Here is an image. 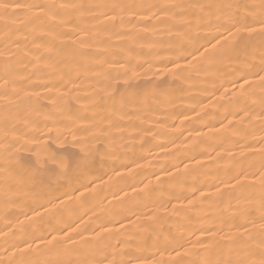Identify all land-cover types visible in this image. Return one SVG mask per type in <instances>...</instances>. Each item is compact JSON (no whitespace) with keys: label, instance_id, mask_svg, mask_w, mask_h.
<instances>
[{"label":"bare ground","instance_id":"1","mask_svg":"<svg viewBox=\"0 0 264 264\" xmlns=\"http://www.w3.org/2000/svg\"><path fill=\"white\" fill-rule=\"evenodd\" d=\"M7 2L182 4L185 10L175 19L157 13V20L141 13L131 22L125 14L123 23L118 17L114 24L111 13L99 15L103 9L65 13L63 19L72 15V22L58 23L56 32H70L78 25L88 33L83 46H78L83 55L76 58L86 69H78L66 54L70 45L62 43V37H56L57 51L51 59L46 45L22 59L25 50L42 43L34 39L36 22L29 23L22 11L0 19V253L25 235L35 245L40 242L35 237L50 240L49 232L62 236L67 225H80L87 230L65 244L83 240L87 243L77 247L98 245L109 253V259L114 254L117 260L139 264L142 260L168 261L167 250L161 255L144 242L151 245L157 237L163 241L174 235L191 249L185 256L188 264L208 256L200 249L213 241H220L225 249L236 246L240 241L231 224L245 218L259 224L264 195L259 179L264 171L259 167L264 146V89L258 76L264 75V38L258 31L237 32L224 24L220 31L227 39L217 35L221 43L213 50L204 41L216 33L219 10L188 6L231 5L227 15L241 23L247 16L250 23L249 14L259 11L261 0ZM209 11L212 24L207 23ZM75 35L83 38L84 32ZM201 44L200 52L209 49L206 57L194 51ZM225 49L231 60L223 55ZM216 52L221 53L219 59H210ZM42 54L44 58L37 59ZM55 60L64 62L54 68ZM69 67L73 83L68 88L76 91L61 99L67 91L60 86L63 80L53 91L48 89L59 80L61 71L67 79ZM242 72L247 74L240 80ZM107 75L118 87L117 100L122 94L134 95L138 103L116 111L111 100L94 103ZM5 80L15 81L7 99L2 95ZM245 80L253 86L242 90ZM5 104L11 106L6 109ZM74 136L82 141L80 145H73ZM82 147L94 149V163L82 179L69 184L62 173L69 157L75 167ZM53 154L56 160L49 158ZM53 187L67 192L60 197L64 203L58 211L38 218L30 209L41 212L39 204L50 208L43 193ZM44 255L55 258L56 252Z\"/></svg>","mask_w":264,"mask_h":264},{"label":"snow or ice","instance_id":"2","mask_svg":"<svg viewBox=\"0 0 264 264\" xmlns=\"http://www.w3.org/2000/svg\"><path fill=\"white\" fill-rule=\"evenodd\" d=\"M190 8H200L203 10L204 8L212 9L213 7L219 10V15L216 16V33L215 35H210L205 38L204 44H207L211 47V49L216 50L218 45H220L221 40H226L227 38L223 36V33L220 31V28L223 27L224 24H228L232 28H234L237 32H249L253 33L258 31L259 35L264 38V0H261L259 11L256 13H250L249 15L252 17L250 23L248 22V17H244V23H241V20L227 15V10L231 8V5H189ZM85 9H103V11L99 12L100 16L108 17L109 13H111V22L114 24L119 17L121 23L124 22L125 14L129 17V22L132 19H135L141 13H147L148 18L159 17L157 13H163L166 16H169L171 19H175L177 16H181L184 14L185 6L182 4H152V3H111V4H103V5H83V4H56V3H29V4H19V3H9L7 0H0V19H7L14 12H25L27 13L26 19L29 23L35 21L33 24V32L36 33L34 36L35 40H39L42 43L36 44L34 48L27 49L24 51V57L33 56L41 47L47 46V54L49 58H52V54L57 51L56 47V37H62V43L70 45L66 49V54L69 55L76 64V67L85 68L86 64H82L77 57L83 55L81 51V47L84 44V38H87L88 33L80 29L78 25H74L70 32L60 31L56 32V27L58 23H63L65 25L71 24L72 15H69L65 20L63 16L65 13L75 14L76 12H83ZM33 10H35L33 12ZM178 10V11H176ZM212 12L209 11L208 16L209 19L207 21L208 24H212L213 21L211 19ZM93 19L96 18L94 15ZM202 19V18H201ZM223 20V23L221 22ZM103 23V22H101ZM46 25V27H45ZM251 25H256L254 28ZM77 32H84V37L76 36ZM220 36L221 40H216V36ZM231 35V33H229ZM52 36L53 39L51 41L47 40L46 37ZM216 41V43H213ZM18 43V41H17ZM204 44H201L199 47L194 49L198 53L200 57L208 56L209 49L205 48L204 52H200L199 48L204 47ZM221 53H214L213 57L210 59H219ZM223 55L231 60L232 56L228 52L227 49L224 50ZM43 54L38 56L37 59H43ZM187 59V57H178ZM196 59V57H193ZM63 60H55L53 62V67L56 65L63 63ZM191 64V61L188 62ZM178 68L179 66H175ZM262 69H264V58H262ZM169 70V71H173ZM72 68L68 69V76L65 79V73L61 71V75L59 80L53 83L52 88L48 89L49 92L56 89V85L60 83L61 80L64 81L62 85L63 88H67L66 92L61 93V99L70 97V93L76 91L74 88H68L69 84L73 83V78L70 75ZM247 73H243L239 76L240 80L244 79V75ZM126 75V73H125ZM255 75V74H254ZM76 79H79V72H77ZM112 77L110 75L106 76V82L103 84V87L100 89L101 95L97 97L94 103H104L108 100L112 101V108L114 111L124 109L129 105H133L138 103L137 98L134 95H121L117 100L116 92L118 87L112 83ZM259 84L262 89H264V75L258 76ZM15 83V81L5 80L3 85V97L7 99L9 95V86L10 84ZM127 85V80L125 81ZM252 81L245 80V82L241 85V89L251 88ZM39 95V94H36ZM11 104H5V108H9ZM8 117L5 116V124H7ZM100 132L103 133L104 130L101 128ZM106 135V134H105ZM4 138L7 139V128H5ZM264 139V137H262ZM82 143L81 140H78L73 137V145H80ZM10 146V145H8ZM81 155L76 158L75 167L72 168V157H69V166L65 168L64 173L62 175H66L68 177L69 184L72 183V180H80L82 177L91 171V165L94 163L95 151L89 147L81 148ZM261 162L260 169H264V146L261 147L260 152ZM104 155H110V153H104ZM52 160H56L57 157L53 154L49 157ZM71 169V171H69ZM254 174V173H253ZM99 178V177H97ZM232 179H235L234 177ZM260 186L264 189V171L260 173ZM239 183V182H238ZM81 187L84 185L81 184ZM76 191V189H73ZM7 197V193L5 194ZM16 195V193H13ZM45 198V203L50 205V208H45L44 204H39L38 206L42 209L41 212H36L35 208H31L34 215L38 218L47 214L50 211H58L63 205L64 201L60 199L61 196H67L66 191H61L60 187H53L48 191L43 193ZM71 199V197H69ZM59 203H55V202ZM260 209L261 214L258 217L259 224L257 225L255 220H248L245 218L243 221L239 223H233L230 225L231 228L236 229V239L240 241L236 246L225 249L220 241H213L207 247L201 248L200 251L208 252L209 255L206 256L203 260H191L188 264H264V195L260 198ZM251 224V228L247 225ZM101 229H103V224L100 225ZM68 231L64 232L62 236L52 235L51 232L48 233L51 236V239H47L44 237L41 240L40 237H35L34 239L40 241L35 245L31 240L27 238V235L21 237L16 240L13 244L8 245L4 248L3 253H0V264H132L131 259L128 260H117L115 259V255L112 254V258L109 259V253L106 252L104 248L99 247L98 245L95 247L84 248L77 247V244L83 245L87 243L86 241H78L69 244H65L66 241H72L74 236L81 235V231H86L87 229H81L80 225H77L76 228H72L71 225H67ZM61 231H63L61 229ZM238 234V235H237ZM247 238L244 240L243 238ZM248 241H255V243H249ZM145 247H156L158 251H161V255H163V250H167L169 253L170 259L168 261H156V260H142L139 261V264H185V256L191 254V249L185 248L184 242L181 238L176 237L174 235H169L164 238L163 241L159 237L153 240L151 245H148L147 241L144 242ZM22 245V246H21ZM50 246V247H46ZM12 250L9 251L8 249ZM177 249H183V252L178 251ZM56 252V257L51 258L50 256L44 255L45 252L52 253ZM175 253L173 256L172 254Z\"/></svg>","mask_w":264,"mask_h":264}]
</instances>
